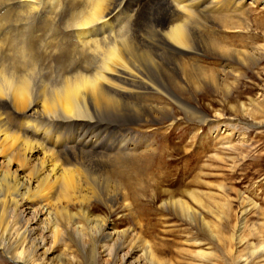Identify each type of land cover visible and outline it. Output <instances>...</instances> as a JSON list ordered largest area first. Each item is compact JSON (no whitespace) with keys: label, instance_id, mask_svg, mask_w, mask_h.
Here are the masks:
<instances>
[{"label":"bare ground","instance_id":"obj_1","mask_svg":"<svg viewBox=\"0 0 264 264\" xmlns=\"http://www.w3.org/2000/svg\"><path fill=\"white\" fill-rule=\"evenodd\" d=\"M136 1L0 0V252L14 264H53L46 258L73 232L83 245L81 235L100 240L104 264L111 256L116 264H264V242L242 254L211 209L214 223H200L228 244L178 261L162 260L132 230L119 233L87 213L100 202L131 215L141 194L128 188L129 173L155 160L152 118L171 103L183 111L186 84L217 85L214 67L198 64L202 53L231 62L263 51L238 49L229 36L250 32L246 17L264 0ZM174 120L164 116V130ZM165 204L185 220L202 216L182 200ZM73 206L84 210L70 217ZM63 251L55 264H95Z\"/></svg>","mask_w":264,"mask_h":264},{"label":"rangeland","instance_id":"obj_2","mask_svg":"<svg viewBox=\"0 0 264 264\" xmlns=\"http://www.w3.org/2000/svg\"><path fill=\"white\" fill-rule=\"evenodd\" d=\"M135 1L129 0L131 4ZM247 2L249 0H245V6ZM254 7L246 17L250 32L242 37L238 34L229 37L238 49L245 46L262 48L257 57L254 55L257 59L249 55L244 60L229 62L217 55L202 53L198 64L206 69L214 67L216 74L211 77L217 85L208 80L202 85L186 84L182 93L184 110L180 111L176 103H171L152 118L154 122L158 121L154 124L156 134L150 137L157 156L155 160L148 157L143 163L138 162L141 167L133 168L129 173V183L133 182L134 187L128 188L141 194L133 201L131 215L121 209V204L106 207L100 202L93 203L87 212L91 218L112 224L119 233L132 230L136 238L154 244L161 250L162 260H190L193 259L190 252L194 250L209 251L228 244L212 238L205 227L206 223H214L206 212L210 209L218 218L215 221L220 231L224 236H233L238 249L264 242V8ZM163 96L169 98L168 94ZM155 103L154 106L160 109L167 104L163 101ZM167 115L175 120L172 128L164 130L163 126L168 123H163L162 119ZM139 141L142 144L144 140ZM142 151L143 148L136 154ZM158 158H162L160 163ZM189 193L196 195L204 211L191 201ZM170 199L182 200L202 216L192 214L185 220L165 204ZM211 203H217L216 208ZM80 209L83 208L73 206L67 213L76 217ZM201 218L205 224L200 223ZM81 237L85 245L71 232L64 246L53 249L47 262L55 264L64 257L66 247L77 263L92 256L95 264H102L107 257L99 255L100 240ZM195 243L200 247L194 248ZM245 251L242 250V254ZM12 259V255L0 252V264H14ZM109 264H116L113 256Z\"/></svg>","mask_w":264,"mask_h":264}]
</instances>
